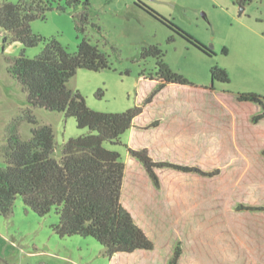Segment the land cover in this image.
<instances>
[{"label":"rangeland","instance_id":"obj_1","mask_svg":"<svg viewBox=\"0 0 264 264\" xmlns=\"http://www.w3.org/2000/svg\"><path fill=\"white\" fill-rule=\"evenodd\" d=\"M136 1L89 0L88 35L109 55L111 68H79L67 86L80 91L95 111L118 113L139 105L155 86L149 75L157 69L156 59L141 55L143 47L153 44L165 51L174 71L193 83L168 85L121 135V144L104 142L121 153L126 164L121 201L154 249L110 257L94 237L57 234L52 228L60 220L55 209L40 216L18 195L13 213L0 214V264H167L178 243L183 248L179 264H264V211L243 209L264 205V119L253 122L263 108L237 98L249 92L264 96V0L242 6L237 0H143L211 47L214 55L179 36L168 42L170 28ZM83 10L81 3L65 12L48 11L32 28L75 51L80 38L73 15ZM43 45L15 42L3 50L0 29V149L14 124L22 139L30 138L38 125L49 124L57 141L54 156L60 158L63 142L88 128L42 107L32 109L38 123L29 122L27 93L7 68V57L18 56L23 48L26 56L35 57ZM215 65L226 68L231 80L216 81L212 89ZM128 147L147 148L155 161L219 173L203 177L163 168L157 170L156 184ZM6 165L0 153V168Z\"/></svg>","mask_w":264,"mask_h":264},{"label":"trees","instance_id":"obj_2","mask_svg":"<svg viewBox=\"0 0 264 264\" xmlns=\"http://www.w3.org/2000/svg\"><path fill=\"white\" fill-rule=\"evenodd\" d=\"M252 0H237L242 6ZM84 10L73 15L80 41L75 51L57 37H44L34 32L32 22L47 17L48 11L65 12L78 4ZM137 6L170 28L167 41L182 37L207 55L214 50L195 38L172 18L158 12L143 0ZM89 0H0V29L3 50L15 42L24 47H33L43 42L41 52L35 57L25 55V48L15 57H7L8 72L27 93L29 108L26 117L37 124L32 109L42 107L58 111L66 117H74L79 128H88V133L67 139L62 144L60 158L54 156L57 149L55 133L51 125L40 124L32 129L28 139H22L14 124L9 131L7 143L0 149L7 165L0 168V214L9 216L14 211L18 195L25 205L40 216L53 209L59 222L52 226L60 236H91L99 241L112 257L116 253H134L155 247L133 214L121 201L126 174V164L121 153L108 149L104 142L121 144V135L134 125L145 106L168 85L192 86L183 74L174 71L165 61V51L157 44L143 47V58L156 59L157 69L149 75L155 84L153 91L139 105L126 111L111 113L95 111L88 107L80 91L67 86L79 68L99 71L111 68L109 55L88 35ZM100 30V26L93 24ZM224 53L228 54L225 48ZM212 89L214 82H230L226 68L215 65L211 69ZM101 93H99L100 95ZM241 102H254L263 111L253 117V122L264 119V96L258 93H239ZM130 155L139 160L151 179L159 184L158 169L170 168L183 173H196L214 177L219 171H208L197 166L155 161L147 148L128 147ZM240 208L243 206H239ZM243 209L264 211V205H247ZM183 248L178 243L167 264H179Z\"/></svg>","mask_w":264,"mask_h":264},{"label":"crops","instance_id":"obj_3","mask_svg":"<svg viewBox=\"0 0 264 264\" xmlns=\"http://www.w3.org/2000/svg\"><path fill=\"white\" fill-rule=\"evenodd\" d=\"M126 175V174H125Z\"/></svg>","mask_w":264,"mask_h":264}]
</instances>
